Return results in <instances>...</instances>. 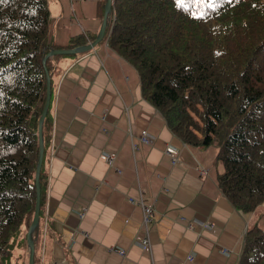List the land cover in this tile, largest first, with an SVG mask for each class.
<instances>
[{
	"label": "crops",
	"instance_id": "crops-1",
	"mask_svg": "<svg viewBox=\"0 0 264 264\" xmlns=\"http://www.w3.org/2000/svg\"><path fill=\"white\" fill-rule=\"evenodd\" d=\"M105 2L47 0L48 40L96 36ZM49 59L35 264H237L247 229H264V211L241 212L221 195L215 148L176 137L142 96L136 69L106 41ZM140 201L153 213L147 230Z\"/></svg>",
	"mask_w": 264,
	"mask_h": 264
},
{
	"label": "trees",
	"instance_id": "trees-1",
	"mask_svg": "<svg viewBox=\"0 0 264 264\" xmlns=\"http://www.w3.org/2000/svg\"><path fill=\"white\" fill-rule=\"evenodd\" d=\"M49 30L47 0H0V264L11 255L15 233L22 225L27 229L34 215L38 123L47 74H53L51 60L45 66L42 60L50 50L96 37L78 34L59 46L48 40ZM104 40L136 69L142 96L176 137L215 148L214 162L223 167L217 175L221 195L241 212L259 209L264 0H112ZM48 126L46 114L43 145ZM39 184L41 210V170ZM237 264H264V229L257 223L245 233Z\"/></svg>",
	"mask_w": 264,
	"mask_h": 264
},
{
	"label": "water",
	"instance_id": "water-1",
	"mask_svg": "<svg viewBox=\"0 0 264 264\" xmlns=\"http://www.w3.org/2000/svg\"><path fill=\"white\" fill-rule=\"evenodd\" d=\"M111 4L112 0H106L105 7H104V14L101 22V26L99 29V32L95 39L91 42H89L86 45H81L75 48L71 49H53L50 50L45 57L43 58L42 62L45 66L47 58L53 55H61V54H76L81 53L85 51H89L93 49L105 36L106 26H107V20H108V14L111 11ZM47 73V71H46ZM50 97H51V88H50V77L47 74V83H46V98L45 103L39 118L38 123V142H39V157L35 172V185H36V200H35V209H34V215L31 220L30 225L27 229L26 234V243L29 251V259L28 264H34L33 255H34V242H33V233L38 225L39 221V213H40V197H41V191H40V184H39V174L42 167V161H43V151H44V145H43V138H42V123L44 121V118L47 114L49 103H50Z\"/></svg>",
	"mask_w": 264,
	"mask_h": 264
},
{
	"label": "rangeland",
	"instance_id": "rangeland-1",
	"mask_svg": "<svg viewBox=\"0 0 264 264\" xmlns=\"http://www.w3.org/2000/svg\"><path fill=\"white\" fill-rule=\"evenodd\" d=\"M260 207L264 208V204H262ZM25 232H26V227L22 225L19 228L18 237L13 238V241L11 243L12 244L11 255L6 257L4 261L6 264H28V259L25 257L26 256L25 250L27 248L26 242H24V240L19 242V238L23 237Z\"/></svg>",
	"mask_w": 264,
	"mask_h": 264
},
{
	"label": "built area",
	"instance_id": "built-area-1",
	"mask_svg": "<svg viewBox=\"0 0 264 264\" xmlns=\"http://www.w3.org/2000/svg\"><path fill=\"white\" fill-rule=\"evenodd\" d=\"M148 139H149L148 134L146 135V131L143 130L142 133H141V140L144 141V142H148ZM176 160L177 159H176L175 156H171V162L172 163H175ZM140 204L142 206V211H143V222H144V226H145V228L147 230L148 227H149V224H150V222L152 220V216H153L152 209H151L150 206L144 204L143 201H140ZM141 243L143 245H147L148 244L147 238L142 239ZM120 253H122V251H120ZM188 259L191 260L192 257L191 256H188Z\"/></svg>",
	"mask_w": 264,
	"mask_h": 264
},
{
	"label": "clouds",
	"instance_id": "clouds-1",
	"mask_svg": "<svg viewBox=\"0 0 264 264\" xmlns=\"http://www.w3.org/2000/svg\"><path fill=\"white\" fill-rule=\"evenodd\" d=\"M176 159H177V158H176ZM176 162H177V160H176ZM176 162H175V163H176ZM175 163H174V164H175ZM27 229H28V228H27ZM27 229H26V231H27ZM26 234H27V232H26ZM33 234H34V233H33ZM32 238H33V237H32ZM25 242H26V236H25ZM33 242H34V241H33ZM26 246H27V243H26ZM27 249H28V247H27ZM28 252H29V251H28ZM122 253H123V252H122ZM28 257H29V256H28ZM33 257H34V255H33ZM28 259H29V258H28ZM33 260H34V258H33ZM34 264H35V262H34Z\"/></svg>",
	"mask_w": 264,
	"mask_h": 264
}]
</instances>
